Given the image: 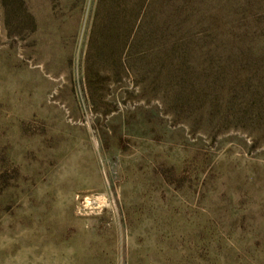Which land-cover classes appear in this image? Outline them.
I'll return each instance as SVG.
<instances>
[{
	"label": "rangeland",
	"instance_id": "1",
	"mask_svg": "<svg viewBox=\"0 0 264 264\" xmlns=\"http://www.w3.org/2000/svg\"><path fill=\"white\" fill-rule=\"evenodd\" d=\"M141 1L0 0V264H264V0Z\"/></svg>",
	"mask_w": 264,
	"mask_h": 264
},
{
	"label": "trees",
	"instance_id": "2",
	"mask_svg": "<svg viewBox=\"0 0 264 264\" xmlns=\"http://www.w3.org/2000/svg\"><path fill=\"white\" fill-rule=\"evenodd\" d=\"M142 1L140 2V5L142 6ZM170 7V5L168 4V0H147L146 1V4H144L142 6V11L144 10V13H140V14H145V19H146V16H155L153 15V12H165L166 10H168ZM99 16H100V8H99V12H98ZM111 14L112 13H108L107 15L111 18V20H118V22H116V29H123V30H130V33H131V30H134V26H133V23L130 22H126V16H123V17H120L122 18L121 20L118 19L119 17L118 16H115L111 17ZM145 19L143 20V22L141 23L140 27H144V24H147L148 26H152L153 29H155V27H158V24L156 23V21L154 20L153 24L152 23H148L145 21ZM115 27V26H114ZM128 27V28H127ZM140 29V28H139Z\"/></svg>",
	"mask_w": 264,
	"mask_h": 264
}]
</instances>
